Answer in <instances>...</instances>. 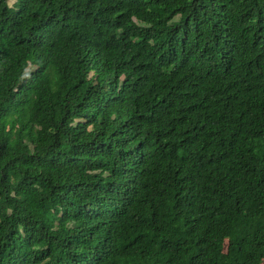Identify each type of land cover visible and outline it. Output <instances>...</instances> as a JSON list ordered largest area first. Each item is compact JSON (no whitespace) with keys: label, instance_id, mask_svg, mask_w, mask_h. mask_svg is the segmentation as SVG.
Instances as JSON below:
<instances>
[{"label":"trees","instance_id":"trees-1","mask_svg":"<svg viewBox=\"0 0 264 264\" xmlns=\"http://www.w3.org/2000/svg\"><path fill=\"white\" fill-rule=\"evenodd\" d=\"M0 264H264V0H0Z\"/></svg>","mask_w":264,"mask_h":264},{"label":"rangeland","instance_id":"rangeland-1","mask_svg":"<svg viewBox=\"0 0 264 264\" xmlns=\"http://www.w3.org/2000/svg\"><path fill=\"white\" fill-rule=\"evenodd\" d=\"M12 2H13V0H9V5H11V4H12Z\"/></svg>","mask_w":264,"mask_h":264}]
</instances>
